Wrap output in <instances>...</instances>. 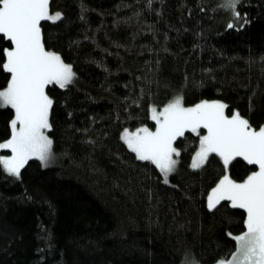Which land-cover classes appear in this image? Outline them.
I'll use <instances>...</instances> for the list:
<instances>
[{
  "label": "trees",
  "instance_id": "16d2710c",
  "mask_svg": "<svg viewBox=\"0 0 264 264\" xmlns=\"http://www.w3.org/2000/svg\"><path fill=\"white\" fill-rule=\"evenodd\" d=\"M223 0H50L59 21H41L44 47L72 65L73 82L46 87L52 158L33 157L15 177L0 165V264H215L231 258L246 212L212 188L259 170L209 154L191 164L200 136L186 131L167 177L137 159L122 132L156 127L151 107L175 96L185 107L223 101L254 129L264 126V0H240L237 21ZM246 19V23L244 20ZM233 23L235 27L229 28ZM243 24V27L240 25ZM12 45L0 34L2 64ZM162 109V108H161ZM0 107V142L12 132ZM10 149L0 148V157Z\"/></svg>",
  "mask_w": 264,
  "mask_h": 264
},
{
  "label": "snow or ice",
  "instance_id": "6c2138e0",
  "mask_svg": "<svg viewBox=\"0 0 264 264\" xmlns=\"http://www.w3.org/2000/svg\"><path fill=\"white\" fill-rule=\"evenodd\" d=\"M240 0H223L222 8L236 10ZM50 0H0V34L12 47L3 49L2 68L10 74L5 89L0 90V107H11L14 119L10 122L11 137L0 142V148L10 149L11 156L0 157V165L8 174L19 177L29 159H39L47 166L52 158V140L45 134L50 129L49 113L53 100L46 94L49 85L65 88L73 82L75 73L60 55L46 51L42 41L41 21L56 22L59 12L50 13ZM246 19L244 23H246ZM229 28L235 27L233 23ZM243 27V24L240 25ZM228 106L222 102L203 101L194 107H184L183 97L173 98L161 111L151 109L156 130L147 127L135 133L125 130L122 139L137 159L151 161L167 177L175 171L180 152L173 147L186 131L199 135L201 128L207 134L200 136V148L191 167L198 169L215 153L223 159L225 168L237 157L249 165H258L243 182L224 175L208 197V208L214 209L221 201H230L233 208L246 212V231L233 236L237 249L231 259L217 264H264V126L254 129L250 121L235 111L225 115ZM195 264V262H193Z\"/></svg>",
  "mask_w": 264,
  "mask_h": 264
},
{
  "label": "rangeland",
  "instance_id": "374dc122",
  "mask_svg": "<svg viewBox=\"0 0 264 264\" xmlns=\"http://www.w3.org/2000/svg\"><path fill=\"white\" fill-rule=\"evenodd\" d=\"M50 13H53V14H54V13H56V12H51V11H50ZM45 50L48 51L46 48H45ZM50 52H51V51H50ZM54 53H55V52H54ZM56 54H58V53H56ZM58 55H59V54H58ZM61 59H62V58H61ZM64 62H65V61H64ZM65 63H66V62H65ZM66 64H68V63H66ZM45 92H46V89H45ZM46 94H47V93H46ZM47 95H48V94H47ZM177 96H180V95H177ZM177 96H175V97H177ZM175 97H174V98H175ZM49 98H50V97H49ZM172 100H173V99H172ZM172 100H171V101H172ZM214 101H217V100H214ZM208 102H213V101H208ZM218 102H222V103H224L223 101H220V100H218ZM168 103H169V102H168ZM168 103H167V104H168ZM167 104H166V105H167ZM224 104H225V103H224ZM196 105H197V104H196ZM153 107H156V108H157V111L159 112V111L162 110L161 108H163L164 106L161 107V108H159V107H157V106H152L151 109H152ZM184 107H185V106H184ZM191 107H194V106H191ZM49 114H50V113H49ZM150 114L152 115V112H151V111H150ZM225 115H226V116H229V115L226 113V109H225ZM229 117H231V116H229ZM144 127H147V126H141V127H138V128H136L135 130H129V129H126V130L128 131V133H135V132H137L138 129H141V128H144ZM156 127H157V125H156ZM156 127H155L154 129H150L149 127H147V128H148L150 131H155V130H156ZM44 132H45V134L48 136V138L50 139V136H49V134H48V129H45ZM124 132H125V130L122 132V136H123ZM206 134H207V130H206ZM206 134H205V135H206ZM10 137H11V136H10ZM10 137H9V138H10ZM9 138H8V139H9ZM8 139H7V140H8ZM7 140H5V141H7ZM3 142H4V141H3ZM173 147H175V144H173ZM175 148H176V147H175ZM199 148H200V147H199ZM1 149H2V148H1ZM176 149H177V148H176ZM198 151H199V149H198ZM198 151H197V152H198ZM197 152H196V153H197ZM11 155H12V153H11V150H10V154L2 155V157H3V156H11ZM195 155H196V154H195ZM194 157H195V156H194ZM173 159H176V160H177V156L173 155ZM222 178H223V177H222ZM230 179H231V178H230ZM236 182H243V181H236ZM218 183H219V182H218ZM218 183H217V184H218ZM217 184L214 186V188L217 186ZM212 189H213V188H212ZM212 189H211V191H212ZM211 191H210L208 197L210 196ZM245 231H246V230H245ZM230 259H231V258H230ZM227 260H229V259H227ZM227 260H225V261H227ZM192 264H193V263H192ZM195 264H196V263H195ZM197 264H199V263H197ZM215 264H217V263H215Z\"/></svg>",
  "mask_w": 264,
  "mask_h": 264
},
{
  "label": "crops",
  "instance_id": "0c3cea01",
  "mask_svg": "<svg viewBox=\"0 0 264 264\" xmlns=\"http://www.w3.org/2000/svg\"><path fill=\"white\" fill-rule=\"evenodd\" d=\"M199 104V103H198Z\"/></svg>",
  "mask_w": 264,
  "mask_h": 264
}]
</instances>
